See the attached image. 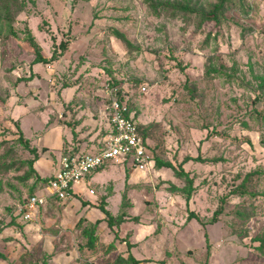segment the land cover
Wrapping results in <instances>:
<instances>
[{
  "label": "rangeland",
  "instance_id": "374dc122",
  "mask_svg": "<svg viewBox=\"0 0 264 264\" xmlns=\"http://www.w3.org/2000/svg\"><path fill=\"white\" fill-rule=\"evenodd\" d=\"M4 1L11 20L0 3V264H115L128 252L122 238L135 243L130 251L141 264H204L207 243L208 264H264V0H230L217 25L199 24L197 11L218 0H151L192 9L175 14L170 5L154 11L149 0ZM26 27L44 56L53 41L66 40L67 49L49 64L33 63ZM113 81L129 115L146 127L151 155L175 166L186 155L219 159L183 164L195 189L188 206L169 188L184 184L171 169L114 161L87 179L93 193L47 199L34 218H14L33 191L43 193L33 178L20 179L27 167L19 162L31 154L15 123L38 149L36 171L49 177L61 156L92 151L105 138ZM249 173L246 188L258 195H229ZM125 189L126 211L138 221L122 223L115 238L116 228L101 220L88 245L84 231L104 214L81 201L104 197L117 215ZM188 209L198 218L188 220Z\"/></svg>",
  "mask_w": 264,
  "mask_h": 264
},
{
  "label": "trees",
  "instance_id": "16d2710c",
  "mask_svg": "<svg viewBox=\"0 0 264 264\" xmlns=\"http://www.w3.org/2000/svg\"><path fill=\"white\" fill-rule=\"evenodd\" d=\"M151 1V0H149ZM230 0H218L217 3H215L209 10L204 11V10H198L197 11V15L200 18L199 24H202L204 22H213L214 25H217L220 22V18L223 17L224 15V11H225V7L227 2H229ZM32 2H34V0H32ZM1 5H3L4 8V13H3V17H5L8 21L11 20V9L9 4L4 1V0H0ZM159 3H154L153 1H151V6L153 8L154 11L157 10ZM160 6H162L163 8H167L169 5L172 7V10L175 14L176 10L177 11H185V12H190L192 11V9H190L187 5H183V4H179V5H174V4H170V3H162L159 4ZM25 6L24 1L20 2L19 7L22 9ZM194 12L196 13V11L194 10ZM1 16V15H0ZM12 31V27L10 29ZM112 35L118 39H120L123 43H125L126 45L130 44L129 40L127 39V37L125 36V34L119 30L113 29L112 30ZM51 39H53V36H50ZM25 41L34 49V59H33V63H43V64H49L50 62L57 60L62 53L64 52V50L67 49V41L63 40L60 41L57 45H55L56 43L53 41V51L51 53V55L49 57L44 56L41 53V49L39 44L37 43V41L35 40L32 32L30 31V29L28 27L25 28ZM178 65H180L179 63H177ZM217 72L218 69L216 68H207V70L205 71L206 74H209L210 72ZM32 77L29 76L27 77L25 80H31ZM20 80V79H19ZM116 81L111 82V85L116 84ZM189 91L191 93H193V90L191 88H189ZM119 100L121 102H123L126 106L127 104L123 101L122 96L119 94ZM125 115L127 117H130L132 120L135 121V119L133 117H131L129 115V109L127 107L126 111H125ZM136 122V121H135ZM137 124V128L138 131L140 133V135L143 137V139L146 142V127L141 128L140 124ZM16 128H17V140L23 145V147L31 154V157L25 158L22 161H20L19 163H23L25 164V166L27 167V171L24 172L23 175L20 176L21 180H29V179H34V183L39 182V188L40 190L43 189L49 178V177H43L40 176L39 173L36 171L35 167H34V163L40 158V155L38 153V149L30 144L29 139L24 138L22 130L20 129V126L18 123H15ZM109 130V129H108ZM103 145V140L100 141V145L98 147H96L95 150L99 149L101 146ZM148 146V145H147ZM149 148V147H148ZM71 153H75V152H69L67 154H71ZM65 154V155H67ZM192 161V162H207V161H214L217 162L219 161V159L217 158H205L202 157L200 154H197L196 156H192V155H186L185 157H183V159L181 160V162L179 163L178 166H175L170 160L168 159H161L158 156H154L151 155V164L157 168H169L172 170L174 176L176 178H181L184 181V184L181 187H178L176 185H174L173 183L170 184L169 188L171 191H178L180 193H182L184 195V200H185V204L186 206H188L189 204V200L191 197V194L193 193L194 189V185H193V177L189 175L188 171H186L183 168V164ZM119 163H121L122 166L125 165H130L129 163H127V161H118ZM112 162H107L106 164H104L103 166L98 167L95 171L102 169L103 167L107 166L108 164H110ZM9 167V166H8ZM5 168H7V165L5 166ZM94 171V172H95ZM93 172V173H94ZM252 173L247 174L244 179L242 180V182L235 186L234 188L230 189L228 191V194H236V195H249L251 197L257 196L258 194L252 191H249L246 188L245 182L248 179V177L251 175ZM91 176L88 175L87 179ZM125 177H128V171L125 173ZM39 190L33 191L31 194L37 193ZM76 196V195H74ZM226 196V195H225ZM225 196L223 197L222 200H224ZM48 199H50L52 202L57 203L60 199L56 198V197H49ZM47 201V200H46ZM105 202V198L102 197L101 198V202L98 204H93L90 200H85L83 199L81 201L82 205H88V206H92V207H97L99 208L102 213L104 214V216L100 219H97L95 221V223L93 224V227L89 230H85L84 233L85 235L88 236L87 239V244L88 245H92L94 244L96 237H95V227L96 225H98V223L101 220L106 221L107 226L110 229H113L114 227L116 228L114 230V235L115 238L118 237V228L120 227V225L126 221H138V217L137 216H130L127 211H126V207L130 204L129 198L127 196V191L126 189L124 190V192L122 193V202H121V209L119 211V213L117 215H113L104 205ZM46 203V202H45ZM44 204H41L39 206L42 207ZM188 214H187V219H191V218H198V216L191 210H187ZM222 213V205L218 206L212 213L211 219L209 220L210 223H215L218 218L219 215ZM14 218L16 217L15 212L13 213ZM13 220L9 221V223H7L6 225L12 223ZM205 224V223H203ZM2 227L0 228V232L2 231ZM206 236V234H205ZM254 240H262V238L260 237H256ZM122 241L126 244L127 247V255L124 256L123 254H119L117 255V258L115 260L116 263L119 264H141L142 262L145 261V259H139L137 257H135L132 252L130 251V249L135 245V243H131L129 241H127L125 238H122ZM264 244V240L263 242H261V244ZM110 246H113V243L110 244ZM210 256V250H209V244L207 243V258L204 262V264H208V257ZM115 263V264H116Z\"/></svg>",
  "mask_w": 264,
  "mask_h": 264
},
{
  "label": "built area",
  "instance_id": "2783aa9c",
  "mask_svg": "<svg viewBox=\"0 0 264 264\" xmlns=\"http://www.w3.org/2000/svg\"><path fill=\"white\" fill-rule=\"evenodd\" d=\"M106 97L109 130L103 145L92 152L81 151L61 156L43 193L31 194L17 205L15 215L18 219L25 221L34 218L39 206L49 197L66 200L74 196L80 184L85 186L87 176L107 162L127 161L137 167L151 162L150 150L136 122L125 115L127 107L119 100L117 87L107 85Z\"/></svg>",
  "mask_w": 264,
  "mask_h": 264
},
{
  "label": "crops",
  "instance_id": "0c3cea01",
  "mask_svg": "<svg viewBox=\"0 0 264 264\" xmlns=\"http://www.w3.org/2000/svg\"><path fill=\"white\" fill-rule=\"evenodd\" d=\"M107 126H108V129H109V121H108V123H107ZM96 133H93L92 135H93V137H91V138H94L96 135H95ZM91 135V136H92ZM94 140V139H93ZM92 140V141H93ZM82 145V144H81ZM87 145H89V147L91 148L90 150H92V148L94 147V145H95V143L94 142H92V143H89V144H87ZM82 146H85V145H82ZM95 150V149H94ZM94 150H92V151H94ZM92 151H87V152H92ZM40 159V158H39ZM39 159L34 163V167L36 168V164H37V162L39 161ZM52 173H54V172H52ZM44 174L45 173H40L39 172V175L40 176H44ZM98 175H99V173H96L94 176H92L91 177V180H94V179H97L96 177H98ZM86 181H87V178H86ZM81 189H87V191H90L88 188H87V185L85 184V186L83 185V184H80L79 186H78V190H81ZM91 192V191H90ZM91 193H93V192H91ZM90 200H92V199H90ZM92 202V201H91ZM92 203H94V202H92ZM102 218V217H101Z\"/></svg>",
  "mask_w": 264,
  "mask_h": 264
}]
</instances>
